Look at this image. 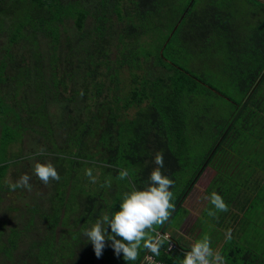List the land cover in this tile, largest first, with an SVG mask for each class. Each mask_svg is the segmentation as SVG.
<instances>
[{"label": "trees", "instance_id": "16d2710c", "mask_svg": "<svg viewBox=\"0 0 264 264\" xmlns=\"http://www.w3.org/2000/svg\"><path fill=\"white\" fill-rule=\"evenodd\" d=\"M245 1L257 22L243 23L235 0H0V154L31 128L34 144L45 145L38 160L51 153L60 175L49 195L17 206L14 221L0 215V264H123L110 240L97 256L83 232L117 209L103 196L105 176L127 168L128 182L142 189L157 151L174 181L175 210L158 227L170 240L155 260L181 264L190 250L184 234L167 229L188 212L185 199L211 167L205 196L218 192L228 211L209 217L208 200L197 240L207 234L213 245L224 243L227 264H264V234L255 250L238 251L233 238L251 222L249 211H264V0ZM67 20L75 34L63 44ZM150 61L159 71L153 76ZM93 164L104 172L96 192L84 186L86 176L76 181L77 168ZM8 168L0 162V212ZM148 255L141 249L134 264H149Z\"/></svg>", "mask_w": 264, "mask_h": 264}, {"label": "clouds", "instance_id": "9594fccd", "mask_svg": "<svg viewBox=\"0 0 264 264\" xmlns=\"http://www.w3.org/2000/svg\"><path fill=\"white\" fill-rule=\"evenodd\" d=\"M80 95L83 96L82 90ZM44 154L45 149L41 148L26 158L34 160L37 156ZM153 162L156 167L151 171L148 183L144 188L139 189L135 183H131L130 190L122 194L119 209L111 215L101 214L89 228L84 230L83 235L91 241L97 256L102 254L107 239L111 241L114 253L117 256L122 254L125 261H136L141 249H144L151 253L145 257L146 261L153 257L154 263L152 264L159 263L154 257L160 255L161 248L170 238L167 234L160 233L158 227L168 222L175 210L174 193L171 191L174 181L162 172L164 167L162 151L156 152ZM32 172L45 185L52 180H60L57 168L50 161H37L33 165ZM85 174L91 183L97 182V177L93 175L91 168H88ZM129 177V169L118 170L117 179L125 180ZM31 179V175L23 173L14 183H10L9 187L12 191L18 188L32 191ZM105 186L110 187V181L101 185V187ZM205 199L209 200L213 206L212 209L207 210L209 217L218 219V212L228 211L227 203L218 192H211ZM225 240H232V229H228L225 233ZM170 247L171 245H169V249H171ZM181 264H227V262L219 250H214L211 247L210 237L204 235L191 244V248L185 253Z\"/></svg>", "mask_w": 264, "mask_h": 264}, {"label": "rangeland", "instance_id": "374dc122", "mask_svg": "<svg viewBox=\"0 0 264 264\" xmlns=\"http://www.w3.org/2000/svg\"><path fill=\"white\" fill-rule=\"evenodd\" d=\"M236 3L239 4L240 6V12L238 15H245V18L242 20L243 23H245L246 21H251L254 20L255 16L252 17V10H255V6L254 5H250L249 3H247L245 0H235ZM257 11H261L260 8ZM258 17V16H257ZM118 22V19L115 18ZM258 19V18H257ZM255 22L256 19L254 20ZM254 22V23H255ZM73 20H67V24L65 25V29L63 30L62 36H61V40L62 43L65 44V42L67 40H69V37H72L73 39V35L74 33V26H73ZM90 23V21L88 22ZM92 23V21H91ZM248 24V23H247ZM152 35H147L143 40H147L148 42L151 40ZM71 39V40H72ZM46 46L45 44L43 45L42 51L44 52L43 57L45 58V61L48 62L49 61V50H46ZM51 52V50H50ZM28 53V52H27ZM32 57V55H30V53H28L27 56V61L30 60V58ZM62 67L60 66L58 67V69L60 70V72L62 71ZM146 68L149 70V74L150 76H153L157 73H159V71H157L154 68L153 63L150 61L146 64ZM122 77L123 80L125 82H128L130 80V73L127 69H124L122 71ZM68 90H70V87H68ZM69 94V92H68ZM135 109H130L128 111V116L129 117H133V115L135 114ZM8 114V112L3 113L2 117H6V115ZM8 123L11 125L13 124V120L10 119L11 116H8ZM26 126H28V123H25ZM41 127V126H40ZM24 133V136L21 139H16L15 141L11 142L8 144L7 149L4 153L0 154V162L2 163H9V168L7 170L6 175L4 176V178L2 179V184H3V188L4 190H2V196L5 197L4 203H3V207H2V211L0 212V215L2 217L5 218H9L10 220H15L16 218V214H18V211L15 210V208L17 206L20 205H24L25 202H34L36 199H34L35 196H47L49 195V193H47L48 190L51 189L52 186V181H50L49 184L45 185L43 184L32 172L33 169V165L39 161L38 157H36L34 160H29L26 157L29 155L34 154V151H36L38 148L41 149L45 147V145H37L34 144V139L33 136H35L37 133L31 129V128H26ZM2 126L0 125V139L2 138ZM38 134H40L38 132ZM33 135V136H31ZM35 138H37L38 140H43L44 141V137L42 135L36 136ZM96 140V138H90L91 143L93 144L94 141ZM1 145V143H0ZM41 147V148H40ZM206 148V147H205ZM203 150V148H201ZM19 155L21 157H25V159H22L21 162H15L14 161V165L13 163H11V161L15 160V157ZM48 159H42L39 162H49L51 161L50 157H52L51 153H48ZM54 166H57L56 164H53ZM66 167L68 168V163H66ZM57 171H58V167ZM60 168V166H59ZM88 168H91L93 170V175L97 177V182L95 184L91 183L89 178L86 176V170ZM26 171V172H24ZM19 173V176L23 173H28L29 175H31L32 179L30 181V183L32 184V191H28L26 189H16L15 191H12L9 187L10 183H14L16 181V179H18V175L16 176V174ZM77 173V179L76 181H78L80 179V177L78 175H82L87 177V181H85L84 186H86L87 189H89V191L93 192L95 190H100L101 187L99 185L100 180L103 178L104 172L103 169L101 167H99L98 165H84V166H79V169L77 168L76 170ZM215 171L213 168H208L205 173H203V175L200 177V179L198 180V182L195 184V186L193 187L192 191L189 193V195L187 196V198L184 201L183 206L188 210V212L185 214L184 210H180L178 212V214L176 215V217L173 219L172 223L170 224V226L168 227L167 231H176L177 234H184L187 238V240H189L190 245L197 239L200 237V234H198L199 228L196 226V221L198 220L199 216H202L203 213V209L205 208V206L208 204V200L205 199V188L207 187L210 179L212 178V176L214 175ZM189 175H185L186 179ZM105 178L107 179V181H110L111 185L115 186L114 188H110L108 187V192L112 191L114 196H109L107 190L104 191L103 196H105L108 199V204H113L114 202H116L117 204V209L115 211H117L119 209V204H120V199L122 198V194L125 191L130 190L131 187V183L128 182V179L125 180H119L117 179V177H113V174L108 173ZM77 183V182H76ZM96 192V191H95ZM28 196V197H27ZM81 207L78 209V211H80ZM113 211V212H115ZM103 213H108L107 211H103ZM258 214L259 216L257 217ZM247 218L252 222H249L248 226L246 227V229L243 231H237L233 236V238L235 239V244L239 247L238 251H246L248 249H252L255 250L258 245L260 244V239H262V236L264 234L263 232V225H261L260 227L259 224L264 223V211L259 210V212H255L253 213L252 211H249L247 213ZM259 223V224H258ZM258 224V225H255ZM175 228H178L177 230H175ZM203 232L201 234H203L204 232L207 231V229L205 227H201ZM110 229V228H109ZM195 229V231H194ZM110 232V230H109ZM208 233V232H206ZM207 235V234H204ZM216 240V239H215ZM221 241H217L215 242V245H213L214 242L211 243V247L214 250H218V248H220L221 246ZM217 248V249H216ZM110 251L112 250V248H109ZM144 250V249H142ZM112 255V254H111ZM118 259L123 262V264H134V262H128L125 261L123 259L122 254L120 256H118ZM102 259H98V262L101 264ZM240 262H242L243 260H239ZM182 262V261H181ZM118 264V263H116Z\"/></svg>", "mask_w": 264, "mask_h": 264}, {"label": "built area", "instance_id": "2783aa9c", "mask_svg": "<svg viewBox=\"0 0 264 264\" xmlns=\"http://www.w3.org/2000/svg\"><path fill=\"white\" fill-rule=\"evenodd\" d=\"M171 247L170 248H174V247H177V245L174 243V242H171ZM149 262V264H152V263H154V259H153V257H152V259L151 260H149L148 261ZM156 264H160V263H156Z\"/></svg>", "mask_w": 264, "mask_h": 264}, {"label": "crops", "instance_id": "0c3cea01", "mask_svg": "<svg viewBox=\"0 0 264 264\" xmlns=\"http://www.w3.org/2000/svg\"><path fill=\"white\" fill-rule=\"evenodd\" d=\"M197 240V239H196ZM195 240V241H196ZM221 243V246H220V248H218V250L222 253L223 252V244L224 243H222V242H220ZM217 249V248H216ZM160 264H163L162 262H159Z\"/></svg>", "mask_w": 264, "mask_h": 264}, {"label": "water", "instance_id": "95a60500", "mask_svg": "<svg viewBox=\"0 0 264 264\" xmlns=\"http://www.w3.org/2000/svg\"><path fill=\"white\" fill-rule=\"evenodd\" d=\"M177 27V26H176Z\"/></svg>", "mask_w": 264, "mask_h": 264}]
</instances>
